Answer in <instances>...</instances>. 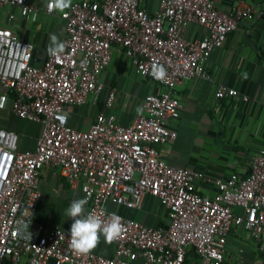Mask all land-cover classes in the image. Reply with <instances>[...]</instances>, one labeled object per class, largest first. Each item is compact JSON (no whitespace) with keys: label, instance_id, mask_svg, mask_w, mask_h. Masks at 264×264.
<instances>
[{"label":"built area","instance_id":"built-area-1","mask_svg":"<svg viewBox=\"0 0 264 264\" xmlns=\"http://www.w3.org/2000/svg\"><path fill=\"white\" fill-rule=\"evenodd\" d=\"M140 2L72 1L59 14L63 53L59 59L46 54L38 67L32 64L33 44L0 25V107L9 96L13 115L41 125L34 151H18L16 133L0 128V264H191L192 257L198 264H248L225 260L228 237L239 231L254 241L260 255L249 264H264V138L248 160L246 176L232 173L225 179L170 166L155 147L176 138L168 126L183 108L174 94L176 84L204 77L212 49L224 46L238 22L260 18L261 7L244 6L230 16L212 0H159L157 10L148 13ZM6 6L24 18L38 11L27 0H0V10ZM13 18L8 13L6 20ZM191 24L205 29L201 39L185 40ZM114 47L137 75L161 91L145 96L127 126L102 113L86 131L61 123L57 117L65 108L84 104L89 95L95 100L102 92L99 76ZM155 63L165 68V80L150 75ZM237 96L235 89L221 85L215 91L217 99ZM114 97L109 89L107 108ZM45 166L58 168L70 188L79 183L86 212L102 222L113 213L107 202L140 210L149 195L163 208L167 227L152 228L115 213L123 227L110 257L75 252L68 246V230L44 228L33 219ZM203 184L214 187L213 195L198 190Z\"/></svg>","mask_w":264,"mask_h":264},{"label":"crops","instance_id":"crops-1","mask_svg":"<svg viewBox=\"0 0 264 264\" xmlns=\"http://www.w3.org/2000/svg\"><path fill=\"white\" fill-rule=\"evenodd\" d=\"M27 1L38 8L36 20L32 16L24 18L15 8L6 6L0 10V25L10 27L19 39L33 44L32 64L38 54L39 66L45 58L49 36L54 34L58 41L63 40L64 22L55 9L51 13L45 11V5L50 0ZM212 1L218 10L230 16L238 8L260 5L262 16L238 22L236 29L228 33L224 46L212 49L203 66L204 77L176 84L174 94L183 108L179 119L168 123L176 132V138L171 144H157L155 147L170 166L225 179L232 173L246 176L248 160L264 138V0ZM158 3L159 0H141L140 5L148 13H153ZM8 13L14 14L10 22L6 20ZM205 32L202 26L191 24L184 32V38L196 41ZM99 80L103 90L97 99L89 95L84 104L65 108L62 113L67 116L65 125L86 131L96 115L102 113L112 116L115 123L127 126L141 110L145 96L159 93L162 89L137 75L130 60L118 47L112 49L110 61ZM219 85L235 89L238 96L215 98ZM109 89H114L115 97L112 106L107 108L105 98ZM241 96H246L247 101H243ZM9 101L7 96L5 106L0 107V128L16 133L18 151H34L41 125L13 115ZM38 188L40 195L33 214L34 221L44 228L57 226L68 230L72 219L67 217L66 208L70 201L83 198L80 184L70 188L58 168L45 166L40 173ZM198 190L210 196L215 191L213 186L205 184L198 186ZM84 207L86 211V204ZM106 209L152 228H165L168 224L163 208L149 195L143 198L140 210L127 209L110 201ZM226 249L227 263L242 259L249 264L260 256L254 241L243 231L230 234ZM238 249H242L241 255L237 254ZM90 252L110 257L113 241L105 242L101 236ZM190 259L191 264H198L196 257ZM47 264L54 263L50 260ZM133 264L142 262L136 260Z\"/></svg>","mask_w":264,"mask_h":264},{"label":"clouds","instance_id":"clouds-1","mask_svg":"<svg viewBox=\"0 0 264 264\" xmlns=\"http://www.w3.org/2000/svg\"><path fill=\"white\" fill-rule=\"evenodd\" d=\"M71 0H50L48 10L51 12L53 9L58 13H64L65 9L70 7ZM36 14L33 13L32 19L36 20ZM64 43L58 41L57 37L53 34L49 36V43L45 48L47 55L59 59L64 51ZM150 75L157 80L166 79L165 68L155 63L152 65ZM139 111V109H138ZM61 123L67 119L66 115H59L57 117ZM85 198H78L69 202L66 208L67 217L72 219V223L68 229V246L70 249L77 253H88L98 243L99 238L102 236L105 242H111L116 239L121 230V217L115 213L110 214V219L107 222H102L96 215L85 211Z\"/></svg>","mask_w":264,"mask_h":264},{"label":"water","instance_id":"water-1","mask_svg":"<svg viewBox=\"0 0 264 264\" xmlns=\"http://www.w3.org/2000/svg\"><path fill=\"white\" fill-rule=\"evenodd\" d=\"M38 58H39V55L38 54H36V56H35V61H34V67H38Z\"/></svg>","mask_w":264,"mask_h":264}]
</instances>
